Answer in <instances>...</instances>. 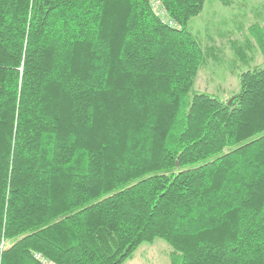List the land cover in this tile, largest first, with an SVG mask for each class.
Returning <instances> with one entry per match:
<instances>
[{
    "label": "trees",
    "instance_id": "obj_1",
    "mask_svg": "<svg viewBox=\"0 0 264 264\" xmlns=\"http://www.w3.org/2000/svg\"><path fill=\"white\" fill-rule=\"evenodd\" d=\"M160 1L0 0V264H264V67L197 92L207 0Z\"/></svg>",
    "mask_w": 264,
    "mask_h": 264
},
{
    "label": "rangeland",
    "instance_id": "obj_2",
    "mask_svg": "<svg viewBox=\"0 0 264 264\" xmlns=\"http://www.w3.org/2000/svg\"><path fill=\"white\" fill-rule=\"evenodd\" d=\"M255 24L256 40L250 31ZM191 27L204 48L215 49L216 57L199 71L195 81L197 92L227 101L239 90L238 74L256 66L264 67V55L256 42L264 38V0H207ZM233 43L241 45L249 63L244 64L237 56ZM172 253L171 246L157 239L152 244H142L125 264H171Z\"/></svg>",
    "mask_w": 264,
    "mask_h": 264
},
{
    "label": "built area",
    "instance_id": "obj_3",
    "mask_svg": "<svg viewBox=\"0 0 264 264\" xmlns=\"http://www.w3.org/2000/svg\"><path fill=\"white\" fill-rule=\"evenodd\" d=\"M151 5H152V8H153V11L155 12V14L158 16V17H161L162 21L164 23H168L170 26L174 27L175 28H178V26H176V24L171 21L170 19H168V16H167V12L165 11V9L162 7V2L160 0H151ZM36 258L42 263V264H55L54 262L44 258L42 255L38 254L36 255Z\"/></svg>",
    "mask_w": 264,
    "mask_h": 264
}]
</instances>
